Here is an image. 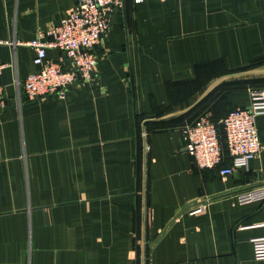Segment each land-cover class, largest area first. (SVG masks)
Returning <instances> with one entry per match:
<instances>
[{"label":"crops","instance_id":"crops-1","mask_svg":"<svg viewBox=\"0 0 264 264\" xmlns=\"http://www.w3.org/2000/svg\"><path fill=\"white\" fill-rule=\"evenodd\" d=\"M77 1L0 0V264H264V201L236 202L264 185V116L260 155L225 176L181 136L264 99V0H124L93 77L26 99L25 43Z\"/></svg>","mask_w":264,"mask_h":264},{"label":"built area","instance_id":"built-area-1","mask_svg":"<svg viewBox=\"0 0 264 264\" xmlns=\"http://www.w3.org/2000/svg\"><path fill=\"white\" fill-rule=\"evenodd\" d=\"M142 0H133L140 3ZM124 0H78L74 10L64 15L58 24L36 35L25 44L33 48L32 59L37 69L29 72L22 84L26 99L55 96L66 97L68 86L90 80L96 70L97 47L110 28V16ZM0 43L6 41L0 40ZM48 49H55L59 56H47ZM5 64H0V75ZM3 85L0 83V106L5 105ZM264 116V99L255 93L246 107H234L219 121L223 130V144L216 124L209 115L202 114L181 127L185 150L199 168H215L221 176L246 166L250 159L260 155L263 145L259 140L256 117ZM149 146L145 145V150ZM225 157L229 166L221 167ZM264 201V185L236 195L238 204ZM194 210L191 214L198 213ZM252 256L264 260V240L252 243Z\"/></svg>","mask_w":264,"mask_h":264},{"label":"trees","instance_id":"trees-1","mask_svg":"<svg viewBox=\"0 0 264 264\" xmlns=\"http://www.w3.org/2000/svg\"><path fill=\"white\" fill-rule=\"evenodd\" d=\"M215 124H216V128L218 130L219 136H220V141L223 144V130H222V125L220 123H215Z\"/></svg>","mask_w":264,"mask_h":264}]
</instances>
